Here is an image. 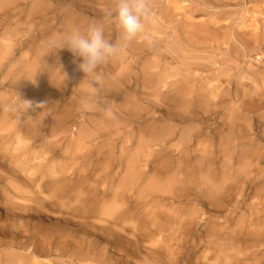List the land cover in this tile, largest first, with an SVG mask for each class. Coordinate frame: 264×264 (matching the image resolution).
<instances>
[{
	"label": "rangeland",
	"instance_id": "374dc122",
	"mask_svg": "<svg viewBox=\"0 0 264 264\" xmlns=\"http://www.w3.org/2000/svg\"><path fill=\"white\" fill-rule=\"evenodd\" d=\"M67 1L0 0V218H6V210L16 215L10 219L15 226L0 238L9 243L33 238L34 225L41 235L52 224L89 225L86 235L75 234L78 248L68 241L42 249V254L1 247L0 264H157L177 258L178 264H229L244 240H237L233 231L245 221L259 230L248 241L256 247L246 250L250 256L245 262L264 264V188L258 196L251 189L256 183L264 185V156L251 164L254 151L264 152L257 137H264V97L254 94L264 92V77L260 81L251 75L264 69V50L251 43L246 48L235 44L230 51L223 39L236 10L245 16L233 27L250 35L254 17L264 22V3L244 0L245 9L226 8V14L216 10L221 15L215 19L213 11L194 7L191 0H148L149 19L131 44L98 69L105 79L93 98L91 77L78 67L82 58L67 47L50 49L47 42L104 25L106 39L123 43L114 18L104 16L116 0L88 3L91 9L80 13L84 21L73 9L69 19V6H63ZM41 12L48 13L44 20L36 17ZM203 24L221 35H193ZM135 44H144L146 54ZM144 68L153 73L146 74ZM173 95L179 105L169 102ZM190 99L192 103L183 104ZM22 100L44 105L17 120L10 109H19ZM102 107L111 109L112 116L106 117ZM147 126L154 128L153 136ZM236 133L242 136L236 138ZM251 169L253 176H260L242 193ZM207 196L215 197L214 202L203 203ZM222 196L229 202L219 208L216 200ZM111 208L126 214L112 226L111 239L116 235V240L106 245L104 212ZM152 213L160 214L153 224L148 216ZM181 246L185 255L179 257ZM7 254L22 259L9 260Z\"/></svg>",
	"mask_w": 264,
	"mask_h": 264
},
{
	"label": "bare ground",
	"instance_id": "6f19581e",
	"mask_svg": "<svg viewBox=\"0 0 264 264\" xmlns=\"http://www.w3.org/2000/svg\"><path fill=\"white\" fill-rule=\"evenodd\" d=\"M107 2L108 3V1H110V0H69V1H67L63 6H69V10H67V12H66V14L68 13V16H69V19H72V16L70 15V9H73V10H71L72 12H73V15H75V14H83V13H85L86 11H89V9H91V6L88 4V3H90V4H95L96 2ZM182 1V0H181ZM191 1H193V3H194V7H199V6H201V7H203L204 9H207L208 11H209V9H210V13L213 11L214 13H212V16H214V18L216 19V17H217V15L220 13V12H217L216 10H219V11H221L222 10V12L221 13H225L226 14V8H243V9H245L244 7H245V3H243V1L244 0H233V1H235L234 3H232V2H229L228 0H203V1H200V0H191ZM219 1H221L220 3H219ZM230 1H232V0H230ZM251 1H255V2H257V4L258 3H260V2H262V4L264 3L263 1L264 0H251ZM14 2H16V1H14ZM249 3V2H248ZM251 3V2H250ZM23 4V3H22ZM76 4H78V5H76ZM256 4V3H255ZM8 6H9V4H7ZM16 5L17 4H15V6H13V8H15L16 7ZM7 6V7H8ZM95 6V5H94ZM262 6V5H261ZM18 7V6H17ZM16 7V8H17ZM177 8H179V6L177 5L176 6ZM190 7V6H189ZM258 7H260V6H258ZM50 8V7H49ZM99 8V7H98ZM249 8V7H248ZM51 9V8H50ZM55 9V8H54ZM67 9V8H66ZM193 8H191V10H192ZM199 9H200V7H199ZM202 9V8H201ZM250 10H251V8H249ZM46 10V9H45ZM44 10V11H45ZM195 10V9H194ZM227 10H229V9H227ZM232 10V9H231ZM235 10V9H234ZM256 10V9H255ZM254 10V11H255ZM2 11V10H1ZM50 10H48V12H49ZM230 11V10H229ZM257 11V10H256ZM79 12V13H78ZM97 12V11H96ZM195 12V11H194ZM5 13V12H4ZM3 13V14H4ZM7 13V12H6ZM10 13V12H9ZM42 14H38L36 17H38L40 20H44L45 19V17L47 16V14L45 13V14H43L44 12H41ZM196 13V12H195ZM230 13V12H229ZM259 13H260V11H259ZM2 14V15H3ZM14 14V13H13ZM79 15V17H80V19L81 20H85V17L84 16H82V15ZM236 15V16H234V17H232L233 15ZM243 11L241 12V10L239 11V10H236V11H233L232 13H231V19H232V24H231V26L229 25V27H228V30L226 31V33L223 35V39L224 40H226V43L230 46V48H229V50L230 51H233L234 49L233 48H236V46H235V44H239L240 46H243V48H246V46H249L250 47V44L251 43H253L254 45H258L259 46V48H260V46H261V48L259 49V50H264V22H260L259 20H258V18H255L254 17V20H253V18H252V24H251V26H254V28L252 29L253 31H252V33L250 34V35H245L244 34V32L243 31H240L239 29H237V28H234L233 27V24L234 23H236L237 21H238V19H244L243 18ZM253 14V13H252ZM102 15V14H101ZM210 15V14H209ZM221 15V14H220ZM220 15H218V16H220ZM4 16V15H3ZM8 16V15H7ZM67 16V17H68ZM104 16H106V15H104ZM211 16V17H212ZM244 16H245V14H244ZM226 17V16H225ZM229 17V16H228ZM228 17H226L227 19H228ZM247 17V16H246ZM259 17V16H258ZM224 18V17H223ZM8 19V18H7ZM35 19V17L32 19V20H34ZM73 19H75V18H73ZM78 19V18H77ZM79 19V20H80ZM217 19H218V17H217ZM114 20V19H113ZM189 20V19H188ZM211 19H209V21H210ZM246 20V19H245ZM73 21V20H72ZM208 21V20H207ZM217 21V20H216ZM219 21H221V20H219ZM230 21V20H229ZM38 22V21H37ZM74 22H77V20H75ZM214 22V21H213ZM242 22V21H241ZM187 23V22H186ZM207 23V22H206ZM210 23V22H209ZM216 23V22H215ZM243 23H244V20H243ZM242 23V24H243ZM36 24V23H35ZM102 24V23H101ZM218 25L220 24V23H217ZM224 24V23H223ZM223 24H222V26H223ZM226 24V23H225ZM229 24H230V22H229ZM245 24H246V22H245ZM201 25V24H200ZM213 26H215V24L213 23L212 24ZM250 25V24H249ZM33 26V25H32ZM104 26V25H103ZM191 26H193V25H191ZM196 26V25H195ZM237 26H238V23H237ZM24 27V26H23ZM107 27V26H106ZM216 27V26H215ZM215 27H212V26H210V24H203V26H201V27H198V25H197V27H196V32L195 33H193V35H197V34H199V33H203L204 32V34H205V36L206 37H218V35L220 34L219 32H217V27H216V29H215ZM224 27V26H223ZM222 27V28H223ZM239 27V26H238ZM67 28V27H66ZM83 28H84V26H83ZM105 28V27H104ZM219 28V27H218ZM225 28H227V27H225ZM108 29H109V26H108ZM244 29V28H243ZM200 30V31H199ZM226 30V29H225ZM32 31V30H31ZM224 31V30H223ZM222 31V32H223ZM246 31V30H245ZM199 32V33H198ZM221 32V31H220ZM250 32V31H249ZM219 33V34H218ZM224 33V32H223ZM218 34V35H217ZM221 35V34H220ZM110 36H111V34H110ZM204 36V35H203ZM107 37H108V35H107ZM106 37V38H107ZM139 38V37H138ZM159 39V38H158ZM113 41V40H112ZM145 41V40H144ZM203 41V40H202ZM206 41V40H205ZM163 42V41H162ZM134 43V42H133ZM131 44V43H130ZM224 44V43H223ZM135 46H136V49H138L140 52V54L142 55V54H146V52H147V50H146V48L144 47L143 48V46H144V44H140V45H138V47H137V45L135 44ZM154 46V45H153ZM152 46V47H153ZM252 46V45H251ZM255 46V47H256ZM147 47V46H146ZM135 48V47H134ZM241 48V47H240ZM257 48V47H256ZM154 49V51H155V48H153ZM242 49V48H241ZM217 50V49H216ZM243 50V49H242ZM258 50V51H259ZM237 51V50H236ZM239 51V50H238ZM152 52V51H151ZM150 52V53H151ZM245 52V51H244ZM244 52H239V55H240V57L242 56V58H245V56L246 55H244ZM154 53V52H153ZM258 53V52H257ZM136 54H138V53H136ZM149 54V53H148ZM157 54V53H156ZM171 54V53H170ZM224 54V53H223ZM227 55L229 54V53H226ZM226 54H224V55H226ZM236 54V53H235ZM259 54V53H258ZM261 54H262V56L261 57H263L264 56V51H261ZM230 55V54H229ZM238 55V54H237ZM237 55H234V58H237L238 56ZM144 56V55H143ZM149 56V55H148ZM180 56V55H179ZM159 57V56H158ZM181 57V56H180ZM228 57V56H227ZM144 58V57H143ZM257 58V57H256ZM260 58V57H259ZM264 58V57H263ZM262 59V58H261ZM260 59V60H261ZM226 60V59H225ZM148 61L150 62H152V59H150V58H148L147 59V63H148ZM137 62V61H136ZM155 62V61H154ZM156 64V63H155ZM178 64V63H177ZM150 64H148V66H149ZM154 65V63L151 65L152 67H154L153 66ZM192 65V64H191ZM258 66V65H257ZM225 67V66H224ZM150 69H148V68H144V72L146 73V74H152L153 72H150L149 71ZM184 71V70H183ZM186 72V71H185ZM251 75L254 77V80H258V79H260V81H261V78H263L264 77V69H258V70H254V71H251ZM164 76V75H163ZM174 76V75H173ZM178 77V76H177ZM251 77V76H250ZM168 78V77H167ZM173 78V77H172ZM171 79V78H170ZM126 81V80H125ZM144 81H145V78H144ZM148 81L149 80H147V78H146V83H148ZM161 81V80H160ZM159 82V81H158ZM183 82V81H182ZM145 83V84H146ZM149 84H151V82H149ZM170 84H173L172 82H170ZM191 84V83H190ZM147 85V84H146ZM261 85V84H260ZM183 86H185L186 88H187V86H188V84H187V86L186 85H184V84H182L181 85V87H183ZM194 86V85H193ZM234 86V85H233ZM127 87V86H126ZM261 87V86H260ZM186 88H184V89H186ZM202 88V87H201ZM200 88V89H201ZM199 89V90H200ZM204 89H206V88H204ZM221 89V88H220ZM209 90V89H208ZM219 90V89H218ZM201 91V90H200ZM254 91V90H253ZM118 92V91H117ZM235 94V93H234ZM254 94L255 95H259V94H261L263 97H264V92H259V90H255L254 91ZM188 95H192V93H189ZM231 95V94H230ZM251 97V96H250ZM225 98V97H224ZM169 99H171L169 102H171V103H174V104H176V105H179L180 104V100L177 98V96L176 95H173V97H171V98H169ZM181 99V98H180ZM229 99V98H228ZM163 100V99H162ZM222 100V99H221ZM193 102V100H183V104H190V103H192ZM169 104V103H168ZM173 106V105H172ZM184 106H187V105H184ZM217 106V105H216ZM174 108V107H173ZM222 108V107H221ZM159 109V108H158ZM192 109V108H191ZM168 110V109H167ZM193 111H194V109H192ZM173 111V110H172ZM251 111H252V109H251ZM189 112V111H188ZM201 112V111H200ZM253 113H254V111H252ZM212 114V113H211ZM197 115V114H196ZM171 117V116H170ZM252 117V116H251ZM135 118V117H134ZM184 118V117H183ZM263 118H264V116H262L261 117V119L263 120ZM127 119H129V120H131V117H129V118H127ZM170 119V118H169ZM208 119V118H207ZM254 119V118H253ZM190 120V119H189ZM250 120V119H249ZM252 120V119H251ZM250 120V121H251ZM144 122V121H143ZM138 123H141L140 121L138 122ZM262 123H263V121H262ZM252 123H250L249 124V126L252 128ZM262 125V124H261ZM263 126H264V124H263ZM147 128V130H149V132H151L150 134L153 136V131L154 130H152V129H154V128H152V126L151 127H149V126H147L146 127ZM150 128H152V129H150ZM234 128V127H233ZM240 128V127H239ZM30 129V128H29ZM243 129V128H242ZM237 130H238V128H236V132H237ZM244 130H245V128H244ZM244 130H242V132L244 131ZM247 130V129H246ZM252 130H253V128H252ZM242 132H240V133H242ZM199 133V132H198ZM234 133V132H233ZM247 133V132H246ZM263 133V132H262ZM232 134V133H231ZM238 134L239 133H236V135L238 136ZM255 134V133H254ZM234 135V134H233ZM240 135V134H239ZM256 135V134H255ZM262 135H264V133L262 134ZM192 136H193V134H192ZM218 136V135H217ZM222 136V135H221ZM240 136H242V135H240ZM211 137V136H210ZM247 137V136H246ZM259 139H260V141H259V143H261L262 144V146H264V137L262 138V136H261V133L260 134H258V136H257ZM236 138H240L239 136L238 137H236ZM209 139V138H208ZM221 139V138H220ZM235 139V138H234ZM243 139V138H242ZM242 139H240V140H242ZM183 140V139H182ZM204 140V139H203ZM222 140V139H221ZM240 140H238V141H240ZM245 140H247V139H244V141ZM248 141V140H247ZM195 142V141H194ZM206 142V141H205ZM219 142V141H218ZM230 142H232V141H230ZM234 142V141H233ZM256 142V141H255ZM191 143V142H190ZM237 143V142H236ZM240 143H242V142H240ZM188 144V143H187ZM205 144V143H204ZM250 146V145H249ZM254 149H255V147H254ZM181 154V153H180ZM264 156V152H261L259 149L257 150V151H254L253 153H252V165H254V161L255 160H257V164L258 163H260V161H261V159H263L262 157ZM169 160V159H168ZM169 163V162H168ZM168 167V166H167ZM75 169V168H74ZM253 169V168H252ZM251 169V171H250V173L247 175V179H245L244 181H243V183H245L243 186H242V188H241V192L242 193H244L245 192V190H246V186H247V188H248V185H249V181H253L254 180V178H256L258 175H259V173H255L256 175H252V173H253V170ZM193 170V169H192ZM159 171V170H158ZM254 172H256V168H254ZM257 172H259V170H257ZM260 176V175H259ZM191 178V177H190ZM197 180V179H196ZM183 181L184 180H180V182H182L183 183ZM263 182V181H262ZM195 183V182H194ZM223 184V183H222ZM247 184V185H246ZM191 185V184H190ZM184 186V184L182 185V187ZM222 186V185H221ZM192 187V186H191ZM256 187V188H255ZM190 188V187H189ZM192 188H194V187H192ZM264 188V185L263 186H258V184L256 183L255 185H252V187H251V189H252V194H254V196L255 195H260L261 194V190ZM174 189H176V188H174ZM183 189H185V188H183ZM232 189V188H231ZM194 190V189H193ZM178 191H182V189H178ZM207 191V190H206ZM211 191V190H210ZM189 192V191H188ZM230 192V191H229ZM190 193V192H189ZM222 193V192H221ZM180 194H182L183 195V193H180ZM179 194V195H180ZM188 194V193H187ZM176 195V194H175ZM178 195V194H177ZM181 195V196H182ZM186 195V194H185ZM194 195V194H193ZM212 195V194H211ZM211 195H209V196H211ZM225 195V194H224ZM230 196H232L231 195V192H230V194H229ZM163 196V195H162ZM161 196V197H162ZM165 196V195H164ZM184 196V195H183ZM198 196V195H197ZM245 196V195H244ZM152 197V196H151ZM218 197V196H217ZM249 197V196H248ZM261 197H263L264 198V195L263 196H261ZM164 198V197H163ZM178 198H179V196H178ZM215 198V197H214ZM213 198V196H212V198L211 197H209L208 198V196H207V198H204V199H202V198H200V199H202V201H203V203H206V201L208 200V199H211V201H213L212 199H214ZM188 199V198H187ZM217 199V198H216ZM155 200V199H154ZM158 200H160V199H158ZM164 201V200H163ZM185 201V200H184ZM210 201V202H211ZM218 201V203L219 204H217V206L219 207V208H221L222 207V205L223 204H225V203H227V202H229V200L227 199V197L226 196H222V197H220V198H218L217 200H216V202ZM161 202V201H160ZM214 202V201H213ZM209 204V203H208ZM255 204H257V203H255ZM211 205V204H210ZM206 206V205H205ZM259 207V206H258ZM89 209V208H88ZM208 210V209H207ZM206 210V212L207 213H209L210 215H212V212L213 211H211L210 209H209V211H207ZM264 210V209H263ZM196 211V210H195ZM216 212V211H215ZM6 213V218L5 219H3V218H0V233H4V231H5V229L6 228H11V227H14L15 226V223L14 222H11V217L14 215V216H16L15 214H12V216L10 215V213H9V210H6L5 212H4V214ZM105 213V216H106V222L108 223V226H106L105 227V231H106V235H107V237H108V239H104V240H106L105 242H103L104 244H106V245H112V240H116V235H113V239H111V237H112V226H114L113 224L114 223H116V222H122L123 220H124V218H125V214H126V212H123V211H121L120 209H110V210H108V211H106V212H104ZM125 213V214H124ZM256 214H257V212H256ZM18 215V214H17ZM44 215H46V214H44ZM160 215V214H159ZM159 215H157L156 213H152V214H148V216H149V218H150V222L153 224L154 222H155V217H157V216H159ZM214 215V214H213ZM217 215V214H216ZM9 216V217H8ZM171 216V215H170ZM169 216V218L170 219H175V218H172V217H170ZM179 215H177L176 216V218L178 217ZM200 216V215H199ZM209 216V215H208ZM207 216V217H208ZM58 217V216H57ZM61 219V218H60ZM56 221V220H55ZM54 221V222H55ZM58 221V220H57ZM62 222V221H61ZM60 222V223H61ZM254 222H255V220H254ZM258 222V221H257ZM58 223V222H57ZM133 223H135V222H133ZM86 225H89L86 221L85 222H81V223H78L77 225L76 224H74V225H72L73 227H68L67 225H66V223H65V225L63 226V227H60V226H58L57 224H52L51 225V228L50 229H47L46 231H45V233L43 234V235H41V233L43 232V231H40L39 230V227H37L36 225H34V229H33V233H34V237L33 238H27L25 241H22V239H23V237H21V238H19V240L18 239H15V242H13V243H9V242H6V241H4L3 239H1L0 238V248L1 247H10L11 245H14V246H17V247H19L20 249H23V250H32V252L31 253H33V254H35V253H39V254H42V253H44L45 251H42V249L44 250V249H49L50 247H53L54 248V246L55 247H59L60 246V244L61 243H65L66 241H68L69 243H70V245L69 246H71V247H73V246H76L77 247V244H78V242H80V241H78L77 239H76V237H75V234L76 233H79L81 236H84V235H86V233H85V229H84V227L86 226ZM19 226V225H18ZM27 226V225H26ZM19 229V228H18ZM186 229V228H185ZM49 230V231H48ZM9 231V230H8ZM27 231V230H26ZM28 232H29V230H28ZM219 232V231H218ZM255 232V233H254ZM25 233V232H24ZM115 233V232H114ZM259 233V230L257 231L256 229H255V227H249L248 226V224H247V221H245V223L243 222L242 223V225H241V227L240 228H238V229H236L235 231H233V236L237 239V240H243V242H241V244H240V246H237V251H238V255L236 256V258H233L232 260L233 261H231L230 260V263L229 264H248L247 262H245V259L247 258V257H249L250 255L247 253V251L246 250H248V248H250V247H256V245H252L251 246V244L249 245L248 244V241L250 240V238H252V237H254V235L256 236V235H259L258 234ZM8 234V233H7ZM116 234V233H115ZM103 236V235H102ZM101 236V237H102ZM118 236V235H117ZM222 236V235H221ZM89 239V238H88ZM247 242V245L245 244ZM84 243V242H83ZM136 243L137 242H134V244H132L133 245V247H136ZM114 245V244H113ZM141 245V244H140ZM249 245V246H248ZM82 247V246H81ZM87 247V249H88V246H86ZM96 247V246H95ZM103 247H104V245H103ZM182 248H181V251L180 252H178V256L180 257L181 255H185L184 254V252L182 251L183 250V246H181ZM78 248V247H77ZM57 249V248H56ZM72 249V248H71ZM92 249V248H91ZM94 249V248H93ZM69 250V249H68ZM80 250V249H79ZM86 250V249H85ZM63 251V250H62ZM81 252V251H80ZM68 253H69V251H68ZM76 253V252H75ZM79 253V252H78ZM70 255V254H69ZM68 255V256H69ZM72 255H74V254H72ZM240 255H243L242 256V258L240 257ZM10 256H13L14 258L16 257V256H19V254H7V259L10 257ZM177 256V255H176ZM177 256V257H178ZM22 256H19V258H21ZM10 258H12V257H10ZM9 258V260H11ZM182 258V257H181ZM253 258H255V256L254 257H252V259ZM22 259V258H21ZM20 259V260H21ZM220 260H221V262H227V261H224V259L223 258H220ZM178 262H180V258H177V259H175V260H171V261H169V260H165V261H161L160 263H157V264H178ZM187 264H193V263H188L187 262ZM226 264H228V262L226 263Z\"/></svg>",
	"mask_w": 264,
	"mask_h": 264
},
{
	"label": "clouds",
	"instance_id": "9594fccd",
	"mask_svg": "<svg viewBox=\"0 0 264 264\" xmlns=\"http://www.w3.org/2000/svg\"><path fill=\"white\" fill-rule=\"evenodd\" d=\"M151 8L148 0H116L115 5L105 11V15L114 18L116 28L119 30L123 43H112L105 38L103 25H92L85 32L74 30L62 39H49L50 49L67 47L74 56L81 57L82 62L78 65L86 77L93 91L89 95L98 98L100 89L98 85L105 79L98 69L109 59L117 56L128 43L132 42L143 29V22L149 19ZM20 108H12L11 111L17 114V120L22 113H28L41 108L44 103H34L31 100H22ZM106 117H111V109L102 107Z\"/></svg>",
	"mask_w": 264,
	"mask_h": 264
}]
</instances>
